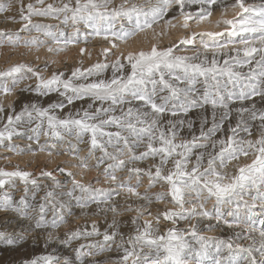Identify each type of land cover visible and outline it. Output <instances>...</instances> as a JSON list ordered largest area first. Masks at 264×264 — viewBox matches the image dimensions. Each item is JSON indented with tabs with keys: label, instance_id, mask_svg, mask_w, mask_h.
Returning <instances> with one entry per match:
<instances>
[{
	"label": "snow or ice",
	"instance_id": "1",
	"mask_svg": "<svg viewBox=\"0 0 264 264\" xmlns=\"http://www.w3.org/2000/svg\"><path fill=\"white\" fill-rule=\"evenodd\" d=\"M110 2L74 0L73 4V0H61L57 5L35 0V4H27V14L21 5L19 16L24 23L17 32L0 30V47L45 46L46 41L38 36L21 38L20 32L32 28L42 31L56 46L48 45L49 53L86 44L89 36L101 37L108 45L98 53L100 59L87 67L80 60L70 74L54 70L45 76L47 63L44 70L23 62L0 69V96H11L18 90L37 97H58L46 106L35 101L24 103L19 110L15 102H10L6 120L0 101V147L23 154L24 149L12 141L23 135L26 125H34L29 129L34 134L28 137L29 141L41 134L58 140L75 138L88 145V156L95 161L92 167L99 170L103 165V184L107 185L94 187L92 182L83 183L66 167L58 166L53 171L72 177L71 187L64 192H57L56 188L46 190L37 204L35 195L32 202L27 195L29 185L39 188L32 172L18 166L11 171L0 168V189L16 179L24 185L18 199L8 192L0 195V212L14 214L21 224L19 235L0 230V242L12 245L23 240L24 233L30 230L34 241L35 234L46 233V247L53 240L66 247L74 241H89L74 247V259L65 256L63 264H103L98 257L112 251L113 245L123 250L118 264H203L215 241L213 264H264V108H258L254 99L259 97L264 103V11L258 14L260 19H253L244 15L253 11L251 6L234 0L231 18L222 13L215 22L222 28L220 31L193 32L164 48L154 43L149 50L117 54L113 51L119 47L117 41L126 42L138 32L151 29L173 3L183 17L184 28L189 27L192 19L197 23L208 20L218 7H225L226 11V6L224 0H191L200 6L192 13L185 11L186 0H148L145 12L144 5L129 4V0L109 10ZM10 9V4L0 2V13ZM32 17L71 22L73 33L62 38L51 31L53 25L33 23ZM117 17H127L130 27L121 24L117 29L113 23ZM7 19L14 21L15 16ZM79 23L90 30L83 33V41L76 27ZM196 39L201 48L189 49L188 46L194 49ZM180 46L192 54H177ZM79 53L81 57H91L84 47ZM78 101L83 102L80 107H76ZM245 102L250 106H245ZM237 103L239 106L233 107ZM208 108L210 125L205 115ZM193 112L195 118L190 116ZM232 113L236 114V124L229 123L225 133L224 122ZM249 120L259 122L256 134ZM197 121L198 135L192 131ZM185 127L190 138L182 135ZM241 132L246 135L241 136ZM27 150L31 151L30 145ZM97 151L101 153L99 157ZM86 160L81 157L74 166L87 170ZM144 163L148 166L142 167ZM53 171L41 170L39 175L58 185ZM117 173L123 174V178ZM145 176L148 184L142 193L138 189ZM95 179L98 184L99 176ZM156 183L166 186V192L154 193L155 200L167 201L172 206L153 214L147 207L153 202L148 189ZM118 198H123L124 203ZM209 201L211 208L207 207ZM74 209L80 210V218L104 216L106 229L102 232L93 219L90 225L86 221L69 228L60 239L56 230L75 215ZM128 212L135 215L131 217L133 232L126 237L118 230L121 221L117 217ZM109 213L111 222L107 219ZM143 216L152 219H144L141 224ZM161 219L171 225L183 221L187 227L162 230ZM201 219L215 220L217 225L222 222L229 228L243 226V232L236 233L237 238L249 243L201 235ZM214 226L205 227L211 230ZM253 233L259 235L258 246ZM94 237L102 240H90ZM186 237H191L198 247H193ZM50 260V256H42L24 264H47Z\"/></svg>",
	"mask_w": 264,
	"mask_h": 264
},
{
	"label": "rangeland",
	"instance_id": "2",
	"mask_svg": "<svg viewBox=\"0 0 264 264\" xmlns=\"http://www.w3.org/2000/svg\"><path fill=\"white\" fill-rule=\"evenodd\" d=\"M153 1H155V0H153ZM0 2L8 3L11 5V9L13 8L12 10L10 9V12H8V14L5 13L6 16L5 15L4 16L6 18H7V16H15L14 21H11V20L7 21V19L6 20L0 19V30L12 31V32H17L22 27V25L24 23L23 21L20 20V16H19V10H20L21 5L24 6V12H25V14H27V7H26L27 4L28 3L35 4V0H0ZM45 2L46 3H56L57 5H59L61 3V0H45ZM65 2H67V0H65ZM121 3H123V0H111V2L109 4V10H111L114 7H118ZM132 3H135L137 5H144V8H147V6H148V0L147 1L146 0H129V4H132ZM73 4H74V0H73ZM248 4L249 3H247V2L245 3L246 6H251L252 9H254L255 7H256V9H258V5H255V4H249L248 5ZM38 6L39 5H37V7ZM125 7H128V5H125ZM232 15L226 16V17L231 18ZM244 15L253 17L254 14L252 12H250V13H245ZM255 15H257V14H255ZM62 19H63V17H61V20ZM118 19H119V21H117L118 24H121L124 20L121 17H117L115 19V21H113V23L115 24L116 20H118ZM172 19L173 18H171L169 20H172ZM253 19H256V18H253ZM257 19H258V17H257ZM3 20L5 22H3ZM32 20H33V23H42L45 25H47V24L53 25V28L51 29V31L56 33L58 36H61L62 38H67V37L71 36L73 33V26L71 25V22H69L68 24H63L59 20H53L51 18H44V17H32ZM216 20L214 21V23L216 22ZM195 21L196 20H194V19L190 20L188 22V24H189L188 28L182 27L183 19L181 21H179L178 23L173 22V24L171 25L172 26L171 30L178 31V34L177 35H169V36H168V33H169L168 27L169 26H166L167 21H165V25L163 26V30L161 27L159 29V31H157V33H155V34H158L155 36L156 39L158 37H161L155 41L156 42L155 44H157V46L159 48H164V47H167L169 45L178 43V41L181 38H184L193 32L199 33V32H204V31H220V30H222V28H218L216 26V23H215L216 27H214V28L213 27L195 28L194 27L196 24ZM4 23H7V26H4L3 25ZM106 26H107V24H105V27ZM76 27H78L80 29L81 33L82 32L85 33L87 31V30H84L83 23L77 24ZM116 28L119 29L118 25H116ZM167 29H168V31H167ZM83 33H82V39H81L82 41L84 39ZM139 33L140 32H138L135 36L137 37L139 35ZM20 36L22 39L30 38L32 36H38L39 39L46 41V45L41 46L37 49L36 47L26 48L22 44L17 46L16 48H12L11 46L5 44L3 47H0V69L7 68L8 66L15 64V63L23 62V63L32 64L33 66H39L42 70H44L45 64L47 63L48 68H47V70L44 71L45 76L49 75L50 72L54 71V70L64 71L66 74H70V69L73 68L74 66H78L77 62L80 60L83 61L84 67H87L91 63L96 62L98 59L101 58L98 56V53L100 52V50L103 47L108 46L104 40H101V38H96L95 36H89L88 42L86 44L85 43H80V45L77 44L78 46H76V47L74 46L75 48L70 45L64 51H61L58 53L57 52L49 53L46 50L47 46L51 45L53 48H55L56 46L54 44H52L51 40H49L47 37H45L43 35L42 31L38 32L36 29L32 28L30 31L20 32ZM135 36H133V37H135ZM145 36L147 37V35H145V34H144V36L142 34V37L139 35V37L144 39V41H145ZM132 38H130L129 40H131ZM116 43H118V45L120 46L117 49H113V51L116 52L117 54H119L120 52H124V51H125L124 53L129 52V51H134V50L137 51V49L131 50L128 48L124 49V47L122 48L121 47L122 42L120 43L119 41H117ZM151 45L148 46V45L144 44L140 50H149L151 48ZM194 46H195L194 49H193V46H188V48L192 49V50L201 48L199 39L194 40ZM81 47L86 48L87 51L91 53L90 58L87 54H85L83 57H81V55L79 53V49ZM180 51H182V52H180ZM177 54L191 55L192 52L191 51L185 52L184 46H180V50L177 52ZM37 57H39V59H37ZM110 59H114V57H110ZM245 69H244V71H245ZM107 75H109V76L111 75V69H109L107 71ZM25 83H34V81H26ZM21 86H23V85H21ZM14 92L15 93L12 95V98L7 102L2 101L3 97L0 96V101L3 102L4 107H5V112L3 114L5 117V120H6V116H7L8 112H9L7 105L10 102H15L16 108H17V110H19L20 107L24 103H29V102L35 101L38 104H42V105L46 106L48 103H51V102L58 99L56 94H51L48 97H37L34 93H31V92L21 93L18 90L14 91ZM254 99L256 101L258 108H264V103H262L260 101L259 97H256ZM82 103L83 102L78 101L76 103V107H80ZM238 106H239L238 103L236 105H233V107H238ZM245 106H250L249 102H245ZM65 111H67V109H65ZM195 115H196L195 112L190 114V116L193 118H195ZM205 115H207L208 120H209V125H210V123H211V109L210 108L207 109ZM236 119H237L236 114L232 113L231 118L224 122V132L225 133H227V131H228L229 123H231L232 126H235ZM248 123L252 127L254 134H256V129L258 127L259 122L258 121L253 122V121L249 120ZM32 126H34V125H32ZM32 126H27V125L24 126L22 128L23 135L21 137H14V139L12 141L13 143L19 145L21 149H24L23 154H18V152H16V151H9L4 147H0V168H4L5 170L11 171V170H15V168L18 166L21 169L30 171V172H32L33 177L37 179L38 185H41L42 183H47V184L49 183V185H50L49 189L50 190L53 188V186H54V188H56V190H59V189L64 190V188H66L67 185L69 188L71 187L72 177H68L66 175H63V174L59 173L58 171H53L58 166L66 167L68 171H71L75 174V178L77 180H80L83 183L92 182L94 187L95 186L107 187V185L103 184V174H102L103 165H101V168L99 170L92 167V165L95 164V161L90 156H88V145L86 143H84L86 146L85 147L86 151L82 153V148L80 146L82 142L77 141L75 138L64 139V143L61 145V143L59 142L58 139L46 138L41 134L38 139H33V140L29 141V140H27V138L29 136L34 135L29 130L30 127H32ZM0 127H2V124H0ZM184 129H183L182 135L186 138H190V135H188L189 130L186 127ZM194 129L192 131L198 135L199 134V121L196 122ZM112 130H115V129H112ZM218 135H223V134L221 133ZM240 135L245 136L246 134L241 132ZM18 139H20V140H18ZM54 143H57V144L55 145ZM29 145L31 147V151L27 150V146H29ZM41 148H44L45 151L42 152ZM48 152H52V156H48ZM100 155H101V153L99 151H97L96 156L99 157ZM74 157H75V159H74ZM81 157L87 158L86 162L89 164V168L87 170H84L80 167L74 166V165L79 163V158H81ZM243 162H244V159L241 158V163H243ZM148 163H150V161ZM141 166L147 167L148 164L144 163V164H141ZM41 170L53 171V174L56 177V180L59 182L58 185L54 184V182L50 178L40 176L39 173ZM117 174L121 175L123 178V174H120V173H117ZM97 176H99V183L98 184L96 183V179H95ZM132 182L135 183V180L133 179ZM147 184H148V178L146 176L142 177L141 186L138 190L143 193L145 191ZM12 185H14V187ZM4 188L7 190H5ZM4 188L2 189V191L0 190V195H2L4 192H8L11 195H13L14 198L16 197V199H18L20 197V195L23 194L24 185L22 184V182H20L18 179H16L12 183L10 182V184L6 185ZM39 190H40V187L37 189V188H34L32 185H29L28 186V193H27L28 197L32 193L38 194ZM162 191L166 192V186L162 187L161 183H156L153 188L148 189L149 195H152V197H153V202L151 205H148L147 207H148V209H150L152 211L153 214H155V212L158 209L163 210L165 206H167V207L172 206L170 203H167V201H159L158 202L155 200V196L153 194L157 193V192H162ZM61 192H63V191H61ZM44 194H45V192L42 194V196ZM77 194H79V193L77 192ZM118 199L120 200V203H124L123 198H118ZM168 199H170V197ZM136 203H139V202H136ZM211 206H212V201H209L207 207L211 208ZM224 211H225V216H226V209H224ZM79 213L80 212H77V213H75V215L73 217H69L68 223L66 225H62L59 229L56 230V235L60 236V239L64 238L63 234L69 228H75L77 225H83L86 221L90 225L91 220H93V219H95L97 221L98 226L100 227L102 232L106 229L107 225L104 223V220H105L104 216H102V215L101 216H88L89 218L88 217L80 218ZM2 214H4V213L0 212V216H2ZM134 215H135L134 212H128V213H122L121 216L117 217V219L119 221H121L118 230L120 232L124 233L126 237L128 234L133 232V227L131 225V217ZM13 216H15V215L13 214ZM48 218L51 219L50 209L48 212ZM107 219L109 222H111V219H112L111 213L108 214ZM144 219H152V217H149V216L141 217L140 218L141 224H142ZM228 219H231V218L229 217ZM195 222L196 221H193V223H195ZM154 224H155V221H154ZM208 224H212L215 226L212 227L211 230H208L205 227ZM160 226H161L162 230L166 229L167 228L166 226L177 227L178 229H184L187 227V225L183 221H180L177 225H171L170 222L163 221V219H161V221H160ZM198 227L200 229L199 234L204 235V236H213V237H216L218 239L225 240L226 242L231 241L233 243H241L244 245H247L249 243V241H247V240H244L242 238H239V239L237 238L236 233L237 232L242 233L243 232V226L240 228H236V227L229 228L226 225H224L222 222H220L217 225V222L215 220L207 221L205 219H201ZM256 227L257 228L260 227L258 220H257ZM0 230H6L7 231V229L3 225L0 226ZM20 231H21V228L18 230L17 229H13L11 231L8 230V232L16 234V235H19ZM35 235H36V239L34 241L33 240V233H31V231L29 230L28 232L24 233L25 238L23 240H18L16 243H14L12 245H9L5 242H0V246H1L0 247L1 248L0 249V264H24L25 261H30L33 258H38V257H42V256H50L51 257V260L49 262H47V264H53L54 261H56L58 259H60V260L57 262V264H63V257H65L66 251L68 252V255L74 257L73 248L78 246L79 243H88L89 242L88 240L82 239L80 241H74L71 246L66 247L63 244L59 243L58 241L53 240L46 247L45 246L46 233H37ZM252 235L256 239L257 246H258L259 239H260L258 233H253ZM94 239L102 240V237L90 238V240H94ZM186 239L189 240V243L192 244L193 247H198V245H196V242L194 240H192L191 237H186ZM117 242H119V237H117ZM214 244H215V241L213 242V247L209 251V256L204 259L203 264H208V263L213 264L212 258L214 256ZM3 248H9V249L3 250ZM122 255H123V250L122 249L117 250L115 245H113L112 251L105 252V253L101 254V256L98 257V259H101L103 261V264H118V261L120 260V257Z\"/></svg>",
	"mask_w": 264,
	"mask_h": 264
},
{
	"label": "bare ground",
	"instance_id": "3",
	"mask_svg": "<svg viewBox=\"0 0 264 264\" xmlns=\"http://www.w3.org/2000/svg\"><path fill=\"white\" fill-rule=\"evenodd\" d=\"M147 1V0H146ZM155 1H153V3H154ZM243 2L244 3H249V4H255V5H258V9H256V7L253 9V11H251L254 15H253V17L252 18H256L257 19V17H258V19H260V16L258 15L261 11H264V0H243ZM144 3V2H143ZM186 3H187V7L185 8V11L186 12H192V13H194V12H197L198 10H199V4L198 3H193V2H191V0H186ZM233 4H234V0H224V5L226 6V11H225V7H218V8H216L215 9V11L213 12V14H212V16L211 17H209V19L208 20H206V21H202V22H199V23H197L196 21V24H195V28H200V27H216L215 26V23H214V21L217 19H220V17H221V14L222 13H225V15L226 16H230V15H232L233 14V12H234V9H233ZM248 4V5H249ZM262 6V7H261ZM252 8V7H251ZM13 9V8H12ZM11 9V10H12ZM145 10V12H148V6H147V8H144ZM235 10H237V9H235ZM10 12V11H9ZM8 14V13H7ZM10 14V13H9ZM255 14H257V15H255ZM5 15V13H0V19H4V20H6L7 18L4 16ZM121 18H123L124 20H123V22L121 23V24H123L124 26H125V28H129L130 27V25H129V23H128V19H127V17H121ZM171 18H173L172 20H169V19H171ZM142 19H143V17H142ZM183 19V17L180 15V11H179V8H178V6L177 5H175L174 3L172 4V6L168 9V11L166 12V13H163L162 14V18H160V19H158L157 20V22L155 23V24H153V26H152V28L151 29H147L145 32H140L139 33V35L142 37V34H143V36H144V34L145 35H147V37L145 36V41H144V39H142V38H140L139 37V35L136 37H133L131 40H128V41H126V42H120L121 43V47L123 48L124 47V49L125 48H128V49H131V50H133V49H137V51L138 50H140L141 49V47L144 45V44H146V45H151L152 43L154 44V43H156L155 41L156 40H158L159 38H161V37H158L157 39L155 38V36L156 35H158V34H155V33H157V31H159V29L162 27V30H163V26L165 25V21H167L166 22V26H169L168 28H169V33H168V36L169 35H177L178 34V31H176V30H171V28H172V24H173V22L175 23V22H179V21H181ZM257 19V20H258ZM3 20V22H5ZM47 20V19H46ZM195 20V19H194ZM2 21V20H1ZM7 21H8V19H7ZM6 21V22H7ZM115 21V20H114ZM117 21H119V19L118 20H116V23H115V26L116 25H118V28L120 27V25L121 24H118L117 23ZM135 22V18H133V23ZM2 24V23H1ZM4 26H7V23H4L3 24ZM193 27V28H194ZM84 30H87V31H89L88 29H85L84 28ZM161 30V31H162ZM160 31V32H161ZM167 31H168V29H167ZM83 33V32H82ZM81 33V34H82ZM166 34V33H165ZM160 35V34H159ZM163 37V36H162ZM167 37V36H166ZM96 38H101V37H96ZM144 38V37H143ZM81 39H82V35H81ZM163 39V38H162ZM167 39V38H166ZM101 40H103L102 38H101ZM169 40V39H168ZM163 41V40H162ZM103 43V42H102ZM118 44V43H117ZM80 45V44H79ZM82 45V44H81ZM72 47H76V46H78V45H71ZM74 47V48H75ZM120 47V46H119ZM118 47V48H119ZM73 48V49H74ZM70 49V48H69ZM134 51H136V50H134ZM125 52V51H124ZM180 52H182V51H180ZM127 53V52H126ZM247 71V69H245V72ZM15 93V92H14ZM3 97V99H2V101H4V102H7V101H9L11 98H12V95L11 96H2ZM52 98V97H51ZM262 106V105H261ZM185 130V129H184ZM195 130V129H194ZM188 135H190V134H188ZM25 137V136H24ZM23 137V138H24ZM18 140H20V139H18ZM17 140V141H18ZM27 140H28V138H27ZM70 140V139H69ZM59 142L61 143V145L64 143V140H59ZM55 145L57 144V143H54ZM53 145V144H52ZM81 148H82V153L83 152H85L86 150H85V144L84 143H81ZM12 183V182H11ZM10 184V183H9ZM11 186V185H10ZM13 186V185H12ZM49 183L47 184V183H42L41 185H39V187H40V190H39V193L38 194H35V193H32L28 198H29V201L30 202H32V196L33 195H35V203H37V204H39L40 202H41V197H42V194L46 191V190H50L49 189ZM52 187V186H51ZM9 188V187H8ZM13 188V187H12ZM11 188V189H12ZM53 188H54V186H53ZM5 189V188H4ZM69 189V187H68V185H67V187L66 188H64V190H61V189H59V190H57L58 192L60 191H67ZM1 191H2V189H0ZM5 190H7V189H5ZM16 198V197H15ZM93 210H94V206H93ZM74 212L75 213H77V212H80L79 211V209H74ZM89 218V217H88ZM28 222H24V224H27ZM1 225H3L6 229H7V231L8 230H13V229H20L21 228V224L20 223H18V220H17V218L15 217V216H13V214L12 213H4V214H2V216H0V226ZM167 228H168V226H166ZM1 247V246H0ZM14 247V246H13ZM12 247V248H13ZM1 249V248H0ZM8 250L9 248H3V250ZM11 249V248H10ZM63 252V251H62ZM65 256H68V257H70V258H72V259H74V257H72V256H70V255H68V252L66 251L65 252ZM60 259H58V260H56V261H54V263L53 264H57V262L59 261ZM208 264H210V263H208Z\"/></svg>",
	"mask_w": 264,
	"mask_h": 264
}]
</instances>
